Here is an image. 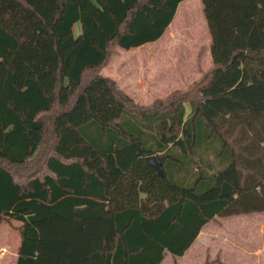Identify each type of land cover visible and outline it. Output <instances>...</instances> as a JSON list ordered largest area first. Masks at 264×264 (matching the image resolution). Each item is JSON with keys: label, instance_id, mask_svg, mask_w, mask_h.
Wrapping results in <instances>:
<instances>
[{"label": "trees", "instance_id": "16d2710c", "mask_svg": "<svg viewBox=\"0 0 264 264\" xmlns=\"http://www.w3.org/2000/svg\"><path fill=\"white\" fill-rule=\"evenodd\" d=\"M183 1L0 0V222L20 224L16 264H37L65 232L40 227L61 219L113 213V250L85 229L82 264H162L217 217L264 213V0H201L211 67L187 90L139 105L103 73L116 49L159 41Z\"/></svg>", "mask_w": 264, "mask_h": 264}, {"label": "rangeland", "instance_id": "374dc122", "mask_svg": "<svg viewBox=\"0 0 264 264\" xmlns=\"http://www.w3.org/2000/svg\"><path fill=\"white\" fill-rule=\"evenodd\" d=\"M80 31L81 26L77 23L74 26L75 35ZM210 67V36L201 0H185L180 4L166 34L159 41L130 50L116 49L103 73L115 77L117 84L124 86V91L136 103L146 106L174 90H187ZM190 111V105L187 103L186 114L189 115ZM110 179H114L113 172ZM110 214H107L101 224L82 223L73 230L68 229L66 221L62 219L40 227L43 237L65 232L55 236V240L47 241L50 248L43 245L39 251V264H76L84 253L78 246L84 241L87 246L89 241L82 237L85 229H96L92 240L89 238L91 247H99L104 243L112 250L114 238L110 232L113 213ZM252 216H248L239 224L217 217L184 257L174 259L167 252L162 264H264V259L259 260V257L263 258L261 250L264 249V213ZM62 222L63 225L57 227ZM15 224L18 223L0 222V227L16 229ZM43 228L50 232H44ZM217 229L235 233L225 237L218 234ZM12 233L6 239H0V244L7 241L14 247L15 233ZM57 238L64 242L56 243Z\"/></svg>", "mask_w": 264, "mask_h": 264}, {"label": "crops", "instance_id": "0c3cea01", "mask_svg": "<svg viewBox=\"0 0 264 264\" xmlns=\"http://www.w3.org/2000/svg\"><path fill=\"white\" fill-rule=\"evenodd\" d=\"M166 34V33H165ZM115 78V77H114ZM116 79V78H115ZM121 88L124 90V86L121 85ZM107 214H110V211L107 210L106 211V215ZM263 214V213H261ZM111 215V214H110ZM255 215H258V214H255ZM255 215H253L252 217H254ZM248 216H251V215H245V216H239V217H233V218H224L226 221H230V222H236V223H241L243 220H246V218ZM251 218V217H250ZM224 220V221H225ZM215 222V221H214ZM93 224V225H98L99 223L98 222H84L83 224H86V225H89V224ZM213 222L209 223L206 227H204V229L202 230V232L200 233V235L202 233H204L205 229L210 226ZM19 223L18 224H15V228L16 229H13L11 227V229H9L8 227L7 228H4V227H0V239H6L12 232L15 233L14 236H15V242L13 243L14 247L12 245H10L7 241L6 242H3L2 244H0V264H16V261H17V257H18V247H19V243H20V234H19V231L17 230V227H19ZM217 232L218 234L220 235H223L225 237H230V233H232L231 235H233L234 233L231 232V230H222V229H217ZM12 233V234H13ZM199 235V236H200ZM198 236V238H199ZM197 238V239H198ZM196 239V241H197ZM195 241V243H196ZM230 242L233 243L230 239ZM194 243V244H195ZM194 244L192 245V247L194 246ZM43 247V246H42ZM191 247V248H192ZM190 248V249H191ZM41 249V248H39ZM189 249V250H190ZM113 250V249H112ZM188 250V251H189ZM187 251V252H188ZM186 252V253H187ZM261 253L263 254V258L262 257H259V260L261 261L262 259H264V249L261 250ZM185 256V255H184ZM183 256V257H184ZM182 258V257H181ZM165 260V259H164ZM84 262V259H80L79 261H77L76 263L77 264H82ZM164 262V261H163ZM37 264H39V251H38V255H37ZM43 264V263H42ZM236 264H238V262H236Z\"/></svg>", "mask_w": 264, "mask_h": 264}, {"label": "water", "instance_id": "95a60500", "mask_svg": "<svg viewBox=\"0 0 264 264\" xmlns=\"http://www.w3.org/2000/svg\"><path fill=\"white\" fill-rule=\"evenodd\" d=\"M148 160H149L150 163L154 166V168H156L157 170H159L160 165H159V162H158V160H157V158H156L155 155L150 156V157L148 158Z\"/></svg>", "mask_w": 264, "mask_h": 264}]
</instances>
